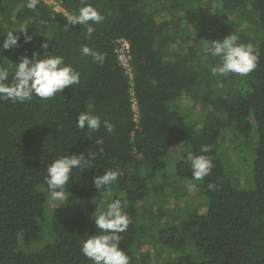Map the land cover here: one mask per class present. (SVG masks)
Segmentation results:
<instances>
[{
	"label": "trees",
	"instance_id": "1",
	"mask_svg": "<svg viewBox=\"0 0 264 264\" xmlns=\"http://www.w3.org/2000/svg\"><path fill=\"white\" fill-rule=\"evenodd\" d=\"M59 1L66 13L82 6L81 0ZM89 2L106 19L87 40L86 27L65 31V13L44 0L35 11L25 0H0V43L8 30L20 37L0 52L10 80L15 63L37 52L40 58L63 55L81 73L78 86L53 99L0 100V264H90L81 241L99 233L93 216L116 198L127 201L131 223L120 247L130 264H264V0ZM21 23L29 24L30 42L14 29ZM231 32L255 46L258 66L246 77H213L209 66L217 60L204 45ZM43 35L50 39L47 49ZM122 38L129 42L133 85L119 59ZM83 43L106 54L103 65L79 55ZM83 111L108 119L114 132L101 125L87 138L75 125ZM96 139L103 140L104 154L93 168L73 171L68 199L55 211L44 182L47 166L61 155L98 151ZM202 145L211 151L202 153ZM228 150L236 167L240 154L249 153L250 188L227 168ZM186 151L212 158L202 182L191 179ZM109 169L123 175L101 195L93 177ZM191 194L201 204H191ZM182 195L190 201L174 205ZM155 240L196 247L198 259L189 252L162 259L146 248Z\"/></svg>",
	"mask_w": 264,
	"mask_h": 264
},
{
	"label": "clouds",
	"instance_id": "2",
	"mask_svg": "<svg viewBox=\"0 0 264 264\" xmlns=\"http://www.w3.org/2000/svg\"><path fill=\"white\" fill-rule=\"evenodd\" d=\"M39 4L40 0H25L24 7L35 11ZM81 4L78 10L65 14L67 23L64 25V30L69 31V26L75 25L86 27L85 38L88 40L95 31L93 26L104 22L106 16L89 0H81ZM43 23L45 22L41 21V24ZM28 26V23H21L14 28L24 34L26 43L33 38L27 33ZM43 36L47 40L42 42L41 47L47 49L50 39ZM19 38L18 35L13 34V31L8 30L3 42L0 43V52L16 47ZM204 48L208 56L217 60L216 64L209 66L210 75L213 77L227 78L230 74L246 77L258 66L259 56L255 46L252 43L241 42L235 32H231L222 40H212L210 44H205ZM79 55L90 57L92 63L99 65H103L106 59L105 53L90 47L87 43L80 46ZM40 57L38 52L31 58L21 57L20 62L14 65L11 80L8 67L0 66V100L23 103L39 98L47 101L59 95L66 87L80 84L81 73L72 64L66 63L63 55ZM152 84L156 85L157 81L153 80ZM75 125L81 131L86 130L87 138L98 132L101 125L108 134L114 132V124L108 119L102 121L99 115H92L87 111L77 114ZM196 130L199 131V126ZM95 144L98 151L87 150V155L84 153L61 155L47 166L44 182L50 201L58 206L63 205L69 196L66 186L69 185L73 171L79 169L83 172L93 168V161L105 152L102 146L103 140L96 139ZM200 151L208 153L211 151V146L202 145ZM183 160L190 165L191 179L196 182H202L214 167L210 156L194 155L192 151H186ZM122 175L123 172L119 169H109L101 175H95L93 184L103 195L111 190V186L117 183ZM208 187L211 189L214 185L209 184ZM126 206V200L112 199L93 216L95 225L100 231L81 241V253L91 261V264H130V257L120 247L123 239L121 234L128 230L131 223L128 213L124 210Z\"/></svg>",
	"mask_w": 264,
	"mask_h": 264
},
{
	"label": "rangeland",
	"instance_id": "3",
	"mask_svg": "<svg viewBox=\"0 0 264 264\" xmlns=\"http://www.w3.org/2000/svg\"><path fill=\"white\" fill-rule=\"evenodd\" d=\"M185 103H189V100H185ZM229 146H231L229 144ZM248 151V150H247ZM247 153L246 150L245 152H242L240 154V159L242 160L241 162H239V165L238 167L235 166L236 164V161H237V158L235 157V155H233V151H229L227 152V160H226V164H227V168L231 171H237V175L240 177L241 176V179H242V183H244L243 186H246V187H251L253 185V174H252V167H253V160L251 159L250 161H248V156H247ZM250 179V180H249ZM244 180V181H243ZM187 185H189V183H187ZM185 185V186H187ZM191 204H198L202 202V199L200 197H196L195 195L191 194ZM189 198L185 195H182L180 197H176L173 199V204L174 205H179V204H184L186 202H188ZM189 200V201H190ZM48 203L50 205V207L52 209H56L55 211H59L60 208H62V205H60V207L58 205H56L55 202H52L50 200H48ZM58 206V207H57ZM57 207V208H56ZM68 207V206H67ZM148 220H150V217L148 216ZM41 243H46L44 241V238L42 239V241H39V244ZM155 243L157 244L156 246L154 244H151V243H148L146 245V248H148L149 252L153 253L154 255H160L162 259H171V258H175V257H179L181 256L182 254H185V253H192L193 256L198 259L195 254L198 252L196 247H194V249H192V246L186 244L184 248H176V247H168V246H164V245H161L160 242L156 241L155 240ZM91 264V263H90Z\"/></svg>",
	"mask_w": 264,
	"mask_h": 264
},
{
	"label": "built area",
	"instance_id": "4",
	"mask_svg": "<svg viewBox=\"0 0 264 264\" xmlns=\"http://www.w3.org/2000/svg\"><path fill=\"white\" fill-rule=\"evenodd\" d=\"M48 4L52 5L54 11L60 12V13H65L66 14V9L64 6L61 4L59 0H44ZM118 54H119V59L121 61V64L126 70V73L130 76L132 79L131 84L133 85V71H132V66L130 63V47H129V42L126 39H120L119 40V48H118ZM133 93V92H132ZM133 108L134 110L138 113L137 109V102L134 101L133 103ZM136 113V115H137Z\"/></svg>",
	"mask_w": 264,
	"mask_h": 264
}]
</instances>
